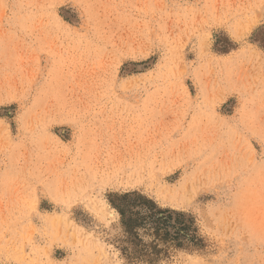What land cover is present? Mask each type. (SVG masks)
Listing matches in <instances>:
<instances>
[{
  "label": "rangeland",
  "instance_id": "374dc122",
  "mask_svg": "<svg viewBox=\"0 0 264 264\" xmlns=\"http://www.w3.org/2000/svg\"><path fill=\"white\" fill-rule=\"evenodd\" d=\"M125 193L155 264H264V0H0V264H148Z\"/></svg>",
  "mask_w": 264,
  "mask_h": 264
},
{
  "label": "trees",
  "instance_id": "16d2710c",
  "mask_svg": "<svg viewBox=\"0 0 264 264\" xmlns=\"http://www.w3.org/2000/svg\"><path fill=\"white\" fill-rule=\"evenodd\" d=\"M116 199L110 201L121 214L122 250L132 261L155 264L170 243L179 246L181 238L187 237L189 226L184 213L161 209L138 193H125ZM148 235L150 240L144 238ZM160 243L166 244L165 248Z\"/></svg>",
  "mask_w": 264,
  "mask_h": 264
}]
</instances>
